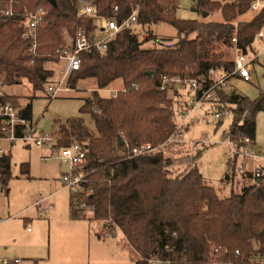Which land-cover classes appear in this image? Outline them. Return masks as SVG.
Masks as SVG:
<instances>
[{
  "label": "trees",
  "instance_id": "trees-1",
  "mask_svg": "<svg viewBox=\"0 0 264 264\" xmlns=\"http://www.w3.org/2000/svg\"><path fill=\"white\" fill-rule=\"evenodd\" d=\"M98 15L111 17L117 6V19L127 16L132 3H140L135 26L140 28L166 22L178 33L176 42L163 45L151 31L140 38L135 26L122 29L110 39L101 52L97 48L81 54V65L67 79L75 88L81 79H92L94 89L83 98L79 111L89 114L95 131L82 117L59 123V145L72 142L87 148V175L82 191L70 193L72 219L84 218L88 207L94 220L107 222L111 235L122 233L124 247L136 264H147L153 257L172 264H209L210 253L218 248L223 261L243 264L254 246L264 245V174L256 188L243 187L238 193L220 198L205 183L197 166L185 174L168 177L169 161L163 151L128 157L133 146L162 144L174 128L172 97L161 90L163 75H203L209 85L208 72L219 69L225 76L234 70L233 43L247 54L252 50L257 32L264 27V12L248 21L240 16L249 10L251 0H196L193 10H219L222 20L179 19L175 0H88ZM78 0H16L15 16L0 18V87L18 84L25 78L33 91L41 90L52 72L48 61H58L55 50L63 44L62 30L73 35L78 27L89 35L94 29L90 17L78 14ZM43 8V25L37 28L35 54L31 41L22 38L23 13ZM154 41L160 46L144 48ZM120 80L123 89L115 96H103L99 90ZM1 100L10 101L4 94ZM221 104L233 105V118L222 134L241 145L248 137L255 141V115L264 112V90L250 100L232 91L220 94ZM19 108V107H18ZM32 105L19 108L21 116L31 119ZM122 143H121V142ZM9 153L0 156V180L6 185L11 178ZM229 165V163H228ZM234 169V162L230 166ZM20 172L29 176V164ZM169 247V249L166 248ZM238 255H234L235 250Z\"/></svg>",
  "mask_w": 264,
  "mask_h": 264
},
{
  "label": "rangeland",
  "instance_id": "rangeland-1",
  "mask_svg": "<svg viewBox=\"0 0 264 264\" xmlns=\"http://www.w3.org/2000/svg\"><path fill=\"white\" fill-rule=\"evenodd\" d=\"M214 1H222L224 3L232 0ZM195 4L196 0H176V17L179 19H200L204 21L221 19L220 13L217 12L204 17L200 13L203 10L202 8L200 10H193ZM78 14L81 15L80 12ZM252 15L253 12H248L241 19L247 20ZM148 29L156 38L163 40L162 44L164 46L175 43L178 37L177 30L166 22H158L142 28L135 26V30L138 32L140 38L144 35L145 30ZM70 36L72 35L66 29L62 30L63 43L68 41ZM159 46L158 43L149 41L144 45V48H157ZM254 47L255 52H258L259 56L258 60L251 64V80L244 81L237 77V74H231L228 79L230 77L233 78L228 81V87L227 83H225L224 87L217 88L212 94L211 101L195 108V116L204 117L205 122L192 121L190 125L184 127L185 132L182 137H176L173 141L166 143L161 149H158L163 151V156L169 161L165 167L168 177L181 176L191 167L197 166L205 183L213 187L220 198L228 197L231 193H238L243 187H252L245 177L239 175L235 168H231L232 165L230 166V164L233 160L231 147L226 142L227 138H223L222 136L232 121L234 106L221 104V107H226L225 111H223L217 105L219 104L220 94H229L234 91L241 96L253 100L259 95L260 90H264V54L261 53L264 49V39H256ZM248 56L250 59L252 53L249 52ZM64 64L63 60L45 62V68L49 69L52 74L41 90L33 91L27 80L21 78L18 84L2 85L0 92L12 95L19 108H24L30 102L32 105V120L36 122L37 129L40 132L52 131L59 135L57 133L59 123H65L67 119L73 117H82L86 126L90 130L95 131L94 122L90 115L79 111L83 98L89 96L90 92L94 89L92 79H81L75 88L63 90L56 97L52 98L48 95L46 90L47 84L56 83L61 78L60 72L63 70ZM116 86L120 87H118V90H122V81L112 82L108 87L99 90V94L111 96L115 92L114 88H117ZM167 91L168 97H172L174 112L183 110L187 104V88L175 84ZM213 112H220L223 116L220 119H215ZM262 144H264V112L260 111L255 115V145L259 147ZM42 152L44 151L41 148L23 147L21 142H15L10 148L12 176L8 183L9 192L4 190L0 184V219H4L7 216L14 218L15 220L13 219L9 224L13 226L12 234L17 236L23 235L27 229H31L34 232L39 224L44 227L46 226L44 239L49 240L50 231L47 230L49 220L45 219L47 216L44 213H39L41 220L33 219L31 222L22 221L19 223L18 219L21 216H17L19 211L25 207H33L35 209V202L47 197L50 203L53 204V207L58 209V215L51 225V237L52 243H54L60 230L59 227H64L67 223H73L69 220L68 200L70 192L61 185L59 180L62 172L67 171L68 167L54 159L44 163L40 156ZM22 162L29 163L30 177L19 173V165ZM226 175L228 176L227 179ZM26 213L33 214L34 210L30 209L22 213V215ZM80 213L84 218L88 219L84 221L82 218H79L82 225L91 226L93 230H96L99 225L106 224V228L102 234L110 236L107 230V222L94 220L93 213L88 207L83 205V210ZM116 233L118 234L119 230H114L111 235L116 236ZM64 238L67 239L68 236ZM72 240L74 243L78 242L76 238L68 239V241ZM120 241L124 245L123 238ZM78 249V243L76 244V248L73 245L70 255L78 256ZM125 250L127 251L126 247H124ZM4 254L0 250V264H2L1 260L4 258ZM7 259L9 258L6 257L5 260Z\"/></svg>",
  "mask_w": 264,
  "mask_h": 264
},
{
  "label": "built area",
  "instance_id": "built-area-1",
  "mask_svg": "<svg viewBox=\"0 0 264 264\" xmlns=\"http://www.w3.org/2000/svg\"><path fill=\"white\" fill-rule=\"evenodd\" d=\"M16 0H0V18L15 16ZM78 11L82 16L90 17L93 20L94 29L88 35L84 28L78 27L75 33L70 36L69 40L64 42L55 50L58 60L65 62L61 73V78L56 83L47 84L46 90L50 97H56L63 90L71 89L67 83L68 77L81 65V54L92 48H97L101 52L105 51L107 42L112 39L117 32L122 29L133 28L136 24L137 16L140 10V3H132L129 6L127 16L121 20L117 19V6L113 8L111 17L98 15L93 2L88 0H78ZM249 9L259 13L264 12V0H251ZM43 8L39 7L35 11L26 10L21 20L22 38L31 41V51L35 54L37 46V28L43 25ZM256 37L264 39V32L259 30ZM233 43V74L244 81L251 80V64L258 60L259 53L255 52L249 59L243 52L242 48L237 46L236 39H231ZM264 54V49L261 52ZM230 76V75H229ZM229 76L222 75L219 69H210L208 79L210 84H205L203 75L193 76H165L161 78V90H168L172 85H181L188 90L187 104L183 110L174 113V130L167 137L164 143L158 146H152L145 143L139 146H133L128 151V157L138 156L146 153L154 152L161 149L163 145L174 140V138L182 137L184 127L190 125L192 121L205 122L204 117H196L195 108L211 101L212 94L217 88L224 87ZM115 91L111 96H115ZM2 93L0 92V98ZM215 119H220L223 114L213 112ZM58 135L55 132L38 131L36 123L32 119L21 116L19 108L15 107L10 101L0 99V156L5 153L2 141L17 142L20 141L24 145H33L47 151L41 157L43 162L51 159L57 160L60 164L68 167L67 171L60 175V183L67 188L70 193H78L82 191V184L85 181L87 171V148L82 143L72 142L68 145L61 146L58 142ZM226 142L230 145L234 168L236 172L245 177L253 188L260 185V178L264 174V144L257 147L255 141L248 137L240 140L241 145L227 138ZM0 184L1 180H0ZM46 198H41L35 202L38 211L48 213L53 205L51 203L43 205ZM83 208V205H79ZM1 221V220H0ZM169 249L168 246H166ZM239 250H235L234 255H238ZM4 264H9L8 260L3 259ZM14 262H17L15 260ZM147 264H172L169 260H161L153 257L147 260ZM209 264H241L240 262L223 261L220 259L218 248H213L210 253ZM243 264H264V245H255L253 251Z\"/></svg>",
  "mask_w": 264,
  "mask_h": 264
},
{
  "label": "crops",
  "instance_id": "crops-1",
  "mask_svg": "<svg viewBox=\"0 0 264 264\" xmlns=\"http://www.w3.org/2000/svg\"><path fill=\"white\" fill-rule=\"evenodd\" d=\"M216 12L220 13L221 15V12L219 10H216L214 12H209V13L206 12L207 13L206 16H209ZM248 12H253V15L256 14V12L250 9L248 10ZM248 12H246L245 14H247ZM253 15L250 18H247V20L241 19L243 15L240 16L239 19L243 21H248L253 17ZM221 20H222V16L220 20H214V21H221ZM260 30L263 31V28ZM256 39L258 40L260 38L255 36L254 42L252 44V50L249 51L252 54L255 53L254 43ZM249 52L246 54L248 58H249L248 56ZM231 78L233 77H230L227 80V87H228V81ZM116 82H121V81L117 80ZM116 87L117 88H114L115 91L120 88L119 86ZM14 143L15 142L2 141V145L5 149L4 154L9 153L11 157L10 148ZM21 144L23 147H27V148L37 147L33 145H24L22 142ZM42 150L44 152L41 153L40 155L41 157L47 153L46 150L44 149ZM22 163H28V162H22ZM22 163H20V165ZM20 165H19V173L21 174ZM10 170H11V159H10ZM29 173H30V168H29ZM11 176H12V172H11ZM28 177H30V175ZM8 183L9 181L7 182L6 185L2 184V186L4 190H7L9 192ZM49 203L50 200L47 199L46 201L43 202V205H47ZM29 208L34 210V213L33 214L26 213L22 215V213L30 210ZM35 209H33V207H25L24 209L20 210L19 214H17V216L18 215L21 216V218L18 219V222L19 223H21L22 221L31 222L33 219L41 220L39 218V213L40 212L43 213V212ZM68 209H69V220H71L73 223H67L64 227L61 228L59 227L60 230L58 231L57 234L58 236L54 243H52L51 225L54 219L56 218V216L58 215L57 214L58 209L55 207H53L48 213H44L47 216L45 219L49 220L47 223V227H48L47 230L50 231L49 240L44 239L46 226L44 227L41 224H39L37 225L34 232L31 229H27V231H24L25 233L23 235L17 236L12 234L13 226L9 224V222L12 221L14 218H11V216H7L4 219L1 218L2 220L0 219L1 220L0 250H2L5 253L3 259H6V257H8L9 259L7 260L9 261V264H136L130 258L128 252L126 250L124 251L123 243H121L120 241V239H122V233L120 231L118 234L116 233V236L103 235L102 232L105 230L106 224H101L96 228V230H93L91 226L82 225L81 220L72 219L70 217L69 200H68ZM82 220L85 221L88 219L82 218ZM65 236L66 237L68 236V238L65 239L64 238ZM70 238H76L78 239V242L74 243L73 240L68 241V239ZM77 243L79 245V249H78L79 255L71 256L70 250L72 249L73 245L76 248ZM15 260H17V262H14ZM2 264L4 263L2 262Z\"/></svg>",
  "mask_w": 264,
  "mask_h": 264
},
{
  "label": "water",
  "instance_id": "water-1",
  "mask_svg": "<svg viewBox=\"0 0 264 264\" xmlns=\"http://www.w3.org/2000/svg\"><path fill=\"white\" fill-rule=\"evenodd\" d=\"M51 1H53V0H51ZM202 15L205 17V16L207 15V13H206V12H203ZM120 142H121V141H120ZM121 143H122V142H121ZM227 177H228V176L226 175V179H227Z\"/></svg>",
  "mask_w": 264,
  "mask_h": 264
}]
</instances>
